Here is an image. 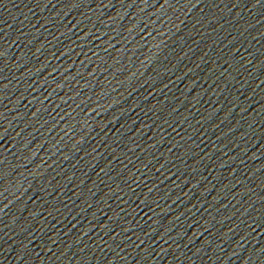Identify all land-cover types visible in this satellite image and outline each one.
I'll return each instance as SVG.
<instances>
[{"label":"water","instance_id":"water-1","mask_svg":"<svg viewBox=\"0 0 264 264\" xmlns=\"http://www.w3.org/2000/svg\"><path fill=\"white\" fill-rule=\"evenodd\" d=\"M61 264H264V23L136 161Z\"/></svg>","mask_w":264,"mask_h":264}]
</instances>
